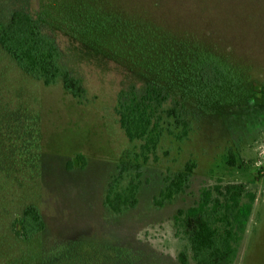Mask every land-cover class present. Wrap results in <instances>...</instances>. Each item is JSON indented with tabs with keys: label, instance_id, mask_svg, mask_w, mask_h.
<instances>
[{
	"label": "rangeland",
	"instance_id": "374dc122",
	"mask_svg": "<svg viewBox=\"0 0 264 264\" xmlns=\"http://www.w3.org/2000/svg\"><path fill=\"white\" fill-rule=\"evenodd\" d=\"M27 1L52 26L85 93L76 99L60 82L44 85L0 48V264H181L183 249L194 264L174 217L204 187L229 182L256 196L234 264H264V0ZM23 2L0 0V21ZM82 43L110 59L87 56ZM197 52L237 70L254 91L250 104L203 113L188 139L162 142L144 168L137 207L109 212L107 183L132 146L114 111L118 93L139 84L129 71L168 81ZM32 125L34 139H19ZM190 160L185 192L155 208L163 177ZM29 206L44 231L26 242L13 225Z\"/></svg>",
	"mask_w": 264,
	"mask_h": 264
},
{
	"label": "trees",
	"instance_id": "16d2710c",
	"mask_svg": "<svg viewBox=\"0 0 264 264\" xmlns=\"http://www.w3.org/2000/svg\"><path fill=\"white\" fill-rule=\"evenodd\" d=\"M22 4L0 21V48L24 74L46 86L60 82L68 94L81 98L85 89L68 65L52 26L42 16L30 13L27 0ZM81 45L87 56L110 59L95 46ZM185 61L168 81L129 71L139 84L133 83L117 95L114 111L132 146L123 154L104 192L103 205L115 215L137 207L144 168L150 160H157L162 142L188 139L193 121L203 113L216 108H244L252 100L254 91L247 93L239 72L214 54L197 52ZM34 130V125L25 126L19 139H34ZM4 138L18 139L17 135ZM229 162L233 165V156ZM195 166L194 161H187L163 177L152 198L155 208L170 204L185 192ZM255 199L245 184L229 182L204 187L192 206L177 212L176 236L187 241L194 264H234ZM14 225L15 237L26 242L44 231V221L35 206L27 207ZM125 251L121 254L127 255ZM178 260L188 264L186 249L178 253Z\"/></svg>",
	"mask_w": 264,
	"mask_h": 264
}]
</instances>
